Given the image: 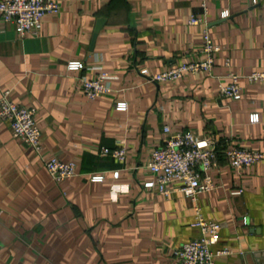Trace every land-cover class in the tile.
Instances as JSON below:
<instances>
[{"label":"crops","instance_id":"0c3cea01","mask_svg":"<svg viewBox=\"0 0 264 264\" xmlns=\"http://www.w3.org/2000/svg\"><path fill=\"white\" fill-rule=\"evenodd\" d=\"M57 2L36 37L20 39L0 22V98L9 91L36 109L43 145L37 154L0 118V264H177L174 251L197 236L194 207L178 183L171 197L146 187L147 163L168 136L164 126L264 152V86L243 82L240 100L220 95L229 73L264 71V0ZM192 16L205 22L190 25ZM205 30L220 48L211 74L158 84L140 74L204 60ZM69 62L82 68L69 71ZM100 69L112 91L89 100L80 81ZM118 146L123 163L100 154ZM54 157L77 174L56 184L44 165ZM209 173L215 189L198 205L222 226L213 251H232L215 264H264V163L238 169L219 155Z\"/></svg>","mask_w":264,"mask_h":264},{"label":"built area","instance_id":"2783aa9c","mask_svg":"<svg viewBox=\"0 0 264 264\" xmlns=\"http://www.w3.org/2000/svg\"><path fill=\"white\" fill-rule=\"evenodd\" d=\"M204 10L207 7L203 5ZM60 8L57 0H2L0 2V22L13 24L18 38L36 37L40 33L41 19L49 13H54ZM206 15V13H205ZM205 22L204 18L192 16L190 25H198ZM204 48L206 54L204 60H194L167 69L160 73L151 74L147 69L140 74L152 83L174 82L183 78L186 74H211L214 66V55L220 48L213 43L208 30L204 31ZM230 66V60H226ZM69 71H77L82 68L81 62H69ZM229 82L221 85L220 95L229 100H240L243 95L244 85H263L264 71L252 72L240 75L229 73ZM79 87L89 100H96L108 95L111 89V76L99 70L93 78L81 79ZM125 102L116 104L119 111L127 110ZM34 107H23L9 98V91L3 92L0 98V118L10 123L13 135L21 140L34 152L42 155V131L36 118ZM258 115H252V122L258 121ZM164 133L168 136L163 144L154 149L147 163L148 170L153 175V180L145 184L149 188H157L160 194L171 197L175 190L173 184H180L177 192L182 193L194 207V220L191 227L197 231V236L177 248L173 256L177 264H215V258L232 254L231 250L222 249L213 251L212 246L222 226L217 221L205 219L198 198L201 194L211 192L215 184L210 170L218 161L219 155H223L233 168H250L264 163V152L249 150L236 146H226L223 149L215 139L199 140L191 131H181L171 134L169 126H164ZM102 156H110L118 163L126 160L127 150L124 146L116 148H102ZM44 165L51 179L60 184L62 181L75 176L74 163H65L57 158L44 160ZM94 182H101L103 176H92Z\"/></svg>","mask_w":264,"mask_h":264},{"label":"water","instance_id":"95a60500","mask_svg":"<svg viewBox=\"0 0 264 264\" xmlns=\"http://www.w3.org/2000/svg\"><path fill=\"white\" fill-rule=\"evenodd\" d=\"M103 22H104V20H100L98 22V25H97L96 30H95V33H94L92 45H93V43H94V41H95V39L97 37V33L99 32V29L102 27Z\"/></svg>","mask_w":264,"mask_h":264}]
</instances>
